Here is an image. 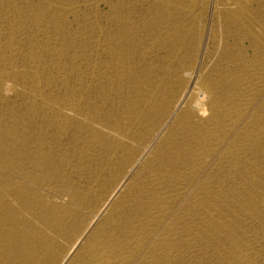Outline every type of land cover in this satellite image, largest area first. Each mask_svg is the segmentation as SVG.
Here are the masks:
<instances>
[{"label":"rangeland","instance_id":"374dc122","mask_svg":"<svg viewBox=\"0 0 264 264\" xmlns=\"http://www.w3.org/2000/svg\"><path fill=\"white\" fill-rule=\"evenodd\" d=\"M2 215L0 264H264V0H0Z\"/></svg>","mask_w":264,"mask_h":264},{"label":"bare ground","instance_id":"6f19581e","mask_svg":"<svg viewBox=\"0 0 264 264\" xmlns=\"http://www.w3.org/2000/svg\"><path fill=\"white\" fill-rule=\"evenodd\" d=\"M122 26H123V25H122ZM122 26H121V27H122ZM122 30H123V29H122ZM125 31H126V30H125ZM95 33H96V32H95ZM126 33H127V32H126ZM122 34H123V33H122ZM97 44H98V43H97ZM107 45H108V44H107ZM109 47H110V46H109ZM112 57H113V56H112ZM176 73H177V72H176ZM177 76H178V75H177ZM180 76H181V75H180ZM155 85H156V84H155ZM161 85H162V83H161ZM171 85H172V84H171ZM176 85H177V84H176ZM153 86H154V85H153ZM156 86H157V85H156ZM167 86H169V85H167ZM172 86H173V85H172ZM204 86H205V85H204ZM144 87H145V86H144ZM154 87H155V86H154ZM154 87H151L150 89H152V88H154ZM181 87H182V86H181ZM207 87H208V86H207ZM156 88H157V87H156ZM164 88H165V87H164ZM197 88H199V87L197 86ZM166 89H167V88H166ZM186 89H187V88H186ZM199 89H202V88H199ZM204 89H205V88H204ZM158 90L161 91L160 89H158ZM162 90H164V89H162ZM180 90H181V89H180ZM205 90H206V89H205ZM150 91H151V90H150ZM156 91H157V89H156ZM173 91H174V90H173ZM152 92H153V91H152ZM154 92H155V91H154ZM157 92H158V91H157ZM164 92H165V91H164ZM207 92H209V91H208V88H207ZM251 92H252V91H251ZM155 93H156V92H155ZM158 93H159V92H158ZM158 93H157V94H158ZM204 93H205V92H204ZM150 94H151V93H150ZM157 94H155L156 97L159 96V95H157ZM170 94H171V93H170ZM172 94H173V93H172ZM165 95H166V94H165ZM147 96H148V95H147ZM147 96H146V99H147ZM151 96H152V95H151ZM176 96H177V95H176ZM204 96H205V95H204ZM208 96H209V95H208ZM179 97H180V96H179ZM148 99H149V98H148ZM148 99H147L146 101H148ZM156 99H157V98H156ZM156 99H155V100H156ZM164 99H165V98H164ZM167 99H168V98H167ZM176 99H177V98H176ZM209 99H210V98H209ZM151 100H152V99H151ZM151 100H150V101H151ZM162 100H163V99H162ZM171 100H172V99H171ZM174 100H175V99H174ZM210 100H211V99H210ZM156 101H157V100H156ZM156 101H155V103H153V104H156ZM204 102H205V101H204ZM90 103H91V102H90ZM161 103H162V102H161ZM161 103H160V104H161ZM171 103H172V102H171ZM190 103H191V102H190ZM190 103H189V104H190ZM193 103H194V102H193ZM211 103H212V102H211ZM172 104H173V103H172ZM196 104H197V103H196ZM146 105H147V104H146ZM164 105H165V104H164ZM193 105H194V104H193ZM208 105H209V104H208ZM149 106H150V105H149ZM161 106H162V105H161ZM168 106H171V105H168ZM198 106H199V105H198ZM198 106H197V107H198ZM155 107H156V106H155ZM190 107H192V106L190 105ZM200 107H201V105H200ZM161 108H162V107H161ZM168 108H169V107H168ZM205 108H206V107H205ZM208 108H209V107H208ZM155 109H156V108H154V110H155ZM184 109H185V108H184ZM192 109H193V108H192ZM201 109H202V108H201ZM206 109H207V108H206ZM206 109H205V110H206ZM209 109H210V108H209ZM74 110H75V109H74ZM166 110H167V109H166ZM190 110H191V109H190ZM160 111H161V110H160ZM162 111H163V110H162ZM191 111H192V110H191ZM197 111H198V110H197ZM149 112H150V111H149ZM170 112H171V111H170ZM172 112H173V111H172ZM201 112H202V111H201ZM203 112L206 113L207 111H203ZM154 113H155V112H154ZM161 113H162V112H161ZM161 113H160V114H161ZM163 113H164V112H163ZM165 114H167V113H165ZM201 114H202V113H201ZM170 115H171V114H170ZM204 115H207V114H203V116H204ZM150 116H151V115H150ZM165 116H166V115H165ZM66 121H67V120H66ZM148 121H149V120H148ZM56 124H57V123H56ZM57 126H58V125H57ZM65 127H66V126H65ZM61 134H62V133H61ZM39 142H40V141H39ZM42 146H43V145H42ZM18 150H19V149H18ZM21 152H22V151H21ZM32 154H33V153H32ZM44 158H45V157H44ZM20 163H21V162H20ZM4 170H5V169H4ZM13 171H14V169H13ZM7 185H8V184H7ZM7 187H8V186H7ZM10 187H11V186H10ZM23 191H24V190H23ZM3 192H4V191H3ZM7 192H8V191H7ZM19 192H20V191H19ZM7 195H8V194H7ZM38 197H39V196H38ZM1 200H2V199H1ZM2 204H3V203H2ZM4 204H6V202H5ZM1 206H2V205H1ZM3 207H4V205H3ZM5 207H6V206H5ZM8 208H9V207H8ZM3 210H5V208H4ZM6 211H9V212H10L9 209H8V210H5V212H6ZM2 214H3V213H2ZM0 217H2V219H3V218L5 219V217H3V215L0 216ZM9 217H10V216H8V219H11V218H9ZM0 219H1V218H0ZM6 221H7V220H6ZM8 221H9V220H8ZM16 221H17V220H16ZM10 222H11V220H10ZM2 223H3V222H2ZM5 223H8V222H5ZM5 223H4V225H1V222H0L1 227H3V226L5 227ZM12 223H13V222H12ZM220 224H221V223H220ZM7 226H8V224H6V227H5V228H8ZM4 227H3V228H4ZM3 228H2V229H3ZM2 229L0 228V230H2ZM6 230H8V229H6ZM2 232H4V230H3ZM5 232H6L7 235L10 234V233H7V232H10V231H5ZM0 233H1V232H0ZM1 234H2V233H1ZM1 236H3V238H4V234H3V235H0V238L2 239ZM6 237H7V236H6ZM1 243H2V242H1ZM49 246H50V245H49ZM3 252H4V251H3ZM98 252H99V251H98ZM105 259H106V258H105ZM105 259H104V260H105ZM120 260H121V259H120ZM38 262H39V260H38ZM40 262H41V261H40ZM99 264H100V263H99Z\"/></svg>","mask_w":264,"mask_h":264}]
</instances>
